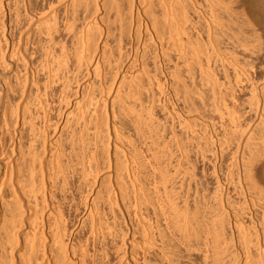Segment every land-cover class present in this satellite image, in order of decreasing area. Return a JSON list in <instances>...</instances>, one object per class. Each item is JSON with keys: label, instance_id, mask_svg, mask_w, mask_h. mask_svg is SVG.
I'll return each instance as SVG.
<instances>
[{"label": "bare ground", "instance_id": "6f19581e", "mask_svg": "<svg viewBox=\"0 0 264 264\" xmlns=\"http://www.w3.org/2000/svg\"><path fill=\"white\" fill-rule=\"evenodd\" d=\"M0 264H264V0H0Z\"/></svg>", "mask_w": 264, "mask_h": 264}]
</instances>
